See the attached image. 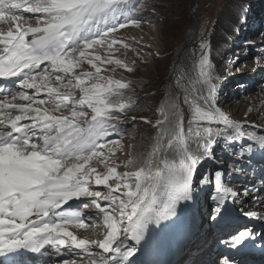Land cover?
Wrapping results in <instances>:
<instances>
[{
	"label": "snow or ice",
	"instance_id": "snow-or-ice-1",
	"mask_svg": "<svg viewBox=\"0 0 264 264\" xmlns=\"http://www.w3.org/2000/svg\"><path fill=\"white\" fill-rule=\"evenodd\" d=\"M144 7L132 0H0V78L15 86L0 88V256L21 249L39 252L49 245L57 254L63 247L71 255H77L74 250L83 253L63 264H132L135 245L146 242L149 226L176 216L181 201L194 200V174L202 161L227 165L231 177L246 171L242 162H250L257 149L264 153V135L248 131L247 120H232L217 107L215 77L208 54L202 52L198 79L183 84L178 78L179 91L166 94L162 118L155 123L142 118L156 131L136 169L118 172L108 163L105 150L114 155L119 146L108 137L119 135V125L128 121V105L112 97L120 96L118 90L127 84L100 75L97 62L121 65L120 60L87 50H112L121 43L112 34L138 26L135 14ZM83 61L95 71L77 74ZM221 140L231 164L216 159ZM237 143L239 151L229 150ZM94 161L106 172H97ZM133 163L129 160L125 167ZM224 175L216 170L199 180L201 186L214 188L209 219H231L237 211L229 208L231 203L241 206L239 215L264 221V176L259 188L253 184L240 191ZM93 184L107 192L94 190ZM82 197L89 198L85 208L102 215L103 239L78 238L69 231L86 223L79 211L65 212L62 206ZM248 201L250 208L243 207ZM255 236L243 227L219 243L239 250ZM218 264L233 261L222 256Z\"/></svg>",
	"mask_w": 264,
	"mask_h": 264
},
{
	"label": "rangeland",
	"instance_id": "rangeland-1",
	"mask_svg": "<svg viewBox=\"0 0 264 264\" xmlns=\"http://www.w3.org/2000/svg\"><path fill=\"white\" fill-rule=\"evenodd\" d=\"M132 2L145 5L141 12L135 14L140 19L138 26L128 25L113 33L112 35L121 43L114 45L110 51L105 48L87 50L105 59L120 60L121 65L114 63L101 65L97 62L102 69L100 75L127 84L126 88L118 90L120 96L112 97L113 100L128 105L124 112L128 121L119 125V135L112 134L108 137L119 141L114 155L108 154L107 149L105 150L106 154L110 155L108 163L116 166L118 172H123L128 169L125 164L132 156L133 158L143 156L150 151L152 145L150 139L155 135V131L152 124H146L142 118L155 123L161 116L150 107L148 102L152 99L151 96L157 94L162 98L164 105L166 94L179 91L176 88L178 78L183 84L195 82L199 76L198 63L202 52L208 54L210 69L215 77L213 83L217 107L232 120L241 123L247 120L248 131L264 135V0L246 2L194 0L193 3L191 0H132ZM22 15L32 17L34 14ZM30 23L35 25V20L31 19ZM191 25L192 33L189 30ZM124 65L131 67L132 71H128ZM94 71L87 61H83L75 69L77 74ZM164 83L168 84V88ZM5 86L15 88L10 82L2 81L0 78V87ZM75 91L76 98L79 99V90ZM249 109L251 111H248ZM85 110L90 112L88 109ZM184 110L187 113L186 106ZM133 117L136 118L135 121L132 120ZM223 143L221 140L215 146L216 159L223 158L231 164L232 161L228 159ZM240 143L246 145L247 142ZM229 150L239 151V143L232 145ZM242 163L246 171L229 177L227 165L221 168L215 160L202 161L194 174V200L181 201L177 205L176 216L161 221L159 226H149L146 242L142 241L135 245L137 251L134 257L130 258L132 264H185L189 256L197 258L204 251L208 252L207 259H213L214 264H218L219 259L225 254L231 255L227 257L232 261L239 260L238 256L243 252L246 255L243 258L248 261L251 259L253 261L255 260L253 258L257 257L264 260L262 247L264 221H252L239 215V205L229 203L230 209L237 210L232 213V218L213 223L209 216L215 207L211 199L214 188L212 185L201 186L199 183L203 176H210L216 170H221L225 173V182L240 191L244 186L252 187L253 184L259 188L260 179L264 176V172H261V169H264V153L257 149L250 162L246 159ZM93 164L97 172H106L104 166L97 161ZM249 174H252V178H248ZM237 181L244 184L238 187ZM90 187L94 190L99 188L103 193L107 192L103 186L93 184ZM88 200L87 197L73 199L62 206L65 212L79 211L89 227L81 230L70 226L69 231L78 238L103 239L106 234L103 217L98 210L84 207ZM243 227L251 229L256 234L254 240L248 242L250 245L245 244L239 250H235L219 243L220 240L229 239L231 234ZM128 243L134 244L132 241ZM46 251L48 255H45ZM74 251L77 255L69 254L68 248L63 247L57 254L55 249L46 245L39 252H34L35 256L34 254L31 256L27 250L22 251L20 255L17 253L18 257H14L13 260L15 264H30L31 261L26 258L31 256L33 264H63L65 259H79L83 255L78 250ZM93 251L100 250L93 247ZM3 257L4 261H0V264L11 263L6 260L7 256ZM192 260L188 263L191 264ZM250 263L252 262L249 261L248 264Z\"/></svg>",
	"mask_w": 264,
	"mask_h": 264
},
{
	"label": "bare ground",
	"instance_id": "bare-ground-1",
	"mask_svg": "<svg viewBox=\"0 0 264 264\" xmlns=\"http://www.w3.org/2000/svg\"><path fill=\"white\" fill-rule=\"evenodd\" d=\"M2 81H7V82H10L9 80H7V79H3L2 78ZM0 88H2V87H0ZM4 94L3 93H1L0 94V98H2V96H3ZM249 173H251L252 171H248ZM252 174H249V175H247L248 176V178H252V176H251ZM237 184V186L238 187H240L241 185H243L242 184V182H240V181H237L236 182ZM242 188V187H241ZM262 195H264V193H261ZM250 206H251V204H250V201H248V202H246L244 205H243V207H245V208H250ZM241 206L239 205V208H240ZM252 221H259L260 222V220H257V219H252ZM88 224H86V227L85 228H79V229H81V230H84V229H89V227L87 226ZM250 245L249 243H246V245ZM219 250H220V248H219ZM236 250V249H235ZM22 251H27L26 249L24 250H21L20 252H18V255H20L21 253H22ZM203 251V250H202ZM234 251V250H233ZM28 252H30V251H28ZM31 254H34V252H30ZM258 254H259V252H257ZM256 253V254H257ZM239 254H241V253H239ZM10 255H13V256H10ZM18 255H16V254H9L6 258H7V260L8 261H10V262H12L13 261V258L15 257V258H17L18 257ZM207 255V256H206ZM231 256V255H229V254H225L224 256ZM244 255V256H243ZM32 256V255H31ZM31 256L30 257H27L26 258V260H30L31 261V263L30 264H33L32 262H33V258H31ZM34 256H35V254H34ZM199 257H188L187 258V262L185 263V264H189L188 263V261H191L193 258V260H192V262H191V264H214L213 263V259H207L208 258V256H209V254H208V252H201L199 255H198ZM239 257V262H238V264H248L249 263V261L250 262H252V263H250V264H264V260H261V258H259V257H257V258H253V259H255V260H253V261H251V260H247V259H245V258H243V257H246V255L244 254V252L241 254V256H238ZM251 257V256H250ZM36 259V258H35ZM205 259V260H204ZM24 260H25V258H24ZM0 261H4V257L3 256H0ZM10 264H12V263H10Z\"/></svg>",
	"mask_w": 264,
	"mask_h": 264
},
{
	"label": "trees",
	"instance_id": "trees-1",
	"mask_svg": "<svg viewBox=\"0 0 264 264\" xmlns=\"http://www.w3.org/2000/svg\"><path fill=\"white\" fill-rule=\"evenodd\" d=\"M247 0H245V2H246ZM191 2L193 3L194 2V0H191ZM188 19L192 22V19L188 16ZM190 30V33H192L191 31H192V25H191V28L189 29ZM170 52H172V51H170ZM177 70V68H175V71ZM164 86L166 87L167 86V88H168V84L166 83H164ZM166 88V89H167ZM161 90V89H160ZM152 97V99H150L149 100V105H150V107L152 108V110H154L157 114H161L160 113V110H161V108H162V106L161 105H163L162 104V102H163V100H162V98L161 97H159L157 94H155V95H153V96H151ZM164 103V102H163ZM159 118H162L161 116L159 117ZM158 118V119H159ZM153 130L154 131H156L154 128H153ZM151 140V139H150ZM138 158H142V156H135L134 158H133V156H132V158H131V160H133L134 161V163L132 164V165H130V166H128V169L126 170V171H132V170H135L136 169V167L138 166V163H136L137 161H138Z\"/></svg>",
	"mask_w": 264,
	"mask_h": 264
}]
</instances>
